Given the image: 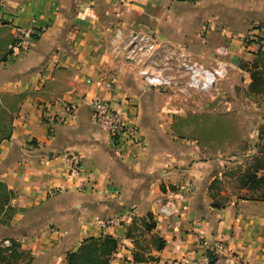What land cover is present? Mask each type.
Masks as SVG:
<instances>
[{
    "label": "crops",
    "instance_id": "crops-1",
    "mask_svg": "<svg viewBox=\"0 0 264 264\" xmlns=\"http://www.w3.org/2000/svg\"><path fill=\"white\" fill-rule=\"evenodd\" d=\"M17 28L40 34L12 59ZM118 29L152 33L207 66L225 48L228 77L218 88L226 98L184 102L148 89L127 63L112 58L109 40ZM262 41L264 0H0V94L13 109L0 145V181L8 192L0 240L10 239L16 264H66L86 240L104 237L116 241L107 264L194 260L214 241L236 264H264V199L247 186L239 189L246 195L231 190L227 163L209 159L207 147L188 134L191 124L203 130L204 117L218 123L220 108L229 113L239 89L255 108L244 117L264 122V86L252 94L250 72L238 65L256 61ZM101 77H115L111 91L95 85ZM95 94L124 119L136 115L142 145L93 125ZM226 122L234 123L231 115ZM70 153L82 159L78 176L67 174ZM169 191L183 195L178 213L157 216L155 200ZM113 217L120 223L107 225Z\"/></svg>",
    "mask_w": 264,
    "mask_h": 264
},
{
    "label": "built area",
    "instance_id": "built-area-1",
    "mask_svg": "<svg viewBox=\"0 0 264 264\" xmlns=\"http://www.w3.org/2000/svg\"><path fill=\"white\" fill-rule=\"evenodd\" d=\"M186 3H197L200 0H177ZM36 33L30 29L17 28L14 39L9 45V56L14 59L26 53L35 40ZM264 51V41L260 44ZM109 52L113 59L127 63L142 80L148 89L176 88L180 92H209L216 89L218 81L227 74V63L224 57L227 50L220 47L216 50L217 58L210 67H204L183 46L168 40L158 38L152 33L125 31L118 29L109 40ZM88 82H90L88 80ZM115 77H101L94 81L95 85L106 91H111ZM91 120L94 126L104 131L112 139L142 145V134L137 124L136 115L124 119L115 111L109 101L99 94L91 97ZM256 133V131L254 132ZM257 134V133H256ZM264 136V125L262 127ZM67 174L78 176L82 170L80 155L70 153L65 156ZM183 195L180 191H169L164 197L155 200V213L161 217H174L179 210ZM120 217L106 221L107 225L120 223ZM2 247L10 246V240L5 238ZM223 244L214 241L210 247L197 259L183 262L170 261L167 264H236L233 256L224 255Z\"/></svg>",
    "mask_w": 264,
    "mask_h": 264
},
{
    "label": "rangeland",
    "instance_id": "rangeland-1",
    "mask_svg": "<svg viewBox=\"0 0 264 264\" xmlns=\"http://www.w3.org/2000/svg\"><path fill=\"white\" fill-rule=\"evenodd\" d=\"M176 2H180L177 0H173ZM186 3V2H181ZM36 33L35 40L32 42V45L38 38L40 32L37 29H30ZM11 58V57H10ZM217 58V56L215 57ZM215 60V59H214ZM214 60L210 66L214 64ZM227 63V61L224 59ZM202 64L200 61H198ZM243 63L242 60L239 61L238 65ZM204 67H210L207 65L202 64ZM227 71H228V63H227ZM228 73L226 76L218 81L216 89L209 91V92H201V91H185L180 92L176 88L170 89H155L157 91H163L170 94L175 95L176 97H181L185 102L189 97L193 96L192 98L188 99L187 101L200 100L202 99V104H209L210 97L208 95H213L219 97V100H224L226 98V93L219 91L218 84L225 82L227 80ZM245 90L239 89L238 91L234 92L235 102L234 105L231 106L229 113L222 110H219V119L218 123H210L211 117H204L206 122L202 125L203 130L199 132L197 129H193L196 125L191 124L190 127L192 129L188 130V134L192 136L191 138H198L202 145H205L208 149V156L209 159L213 160L216 157H220L219 160L222 162H226L229 167L227 171V176L224 178V181L230 189L236 193L241 195H246L244 192L240 191L241 187V179L243 173L248 171V165H252V159L256 157H260L263 146H264V136L262 135V127L264 122L257 121L256 117H244L245 113L248 114L249 111H253L255 108L249 107L248 100L246 98ZM208 94V95H207ZM246 105V106H245ZM224 109V108H223ZM224 111V112H221ZM178 112V109L177 111ZM256 113L259 114L258 110ZM214 114V113H213ZM229 114L234 119V123H227L226 122V115ZM205 115V112H204ZM210 116V114H206ZM225 116V117H223ZM13 117V109L7 105V101L4 100L3 95L0 94V145L2 144L3 140L7 138L9 135L10 130V122L11 118ZM222 117V118H221ZM224 118V122L221 120ZM198 127V125H197ZM207 127V128H205ZM211 127H215L211 129ZM218 128V129H216ZM215 129V130H214ZM206 131V132H205ZM256 131V133H254ZM212 133V134H210ZM190 138V139H191ZM206 138V139H205ZM215 157V158H214ZM223 164V163H222ZM225 165V164H224ZM251 169V168H250ZM256 193V191H254ZM6 205L5 201L0 202V229L4 227L5 224L8 223L7 218L4 219V206ZM7 212H5L6 214ZM0 240V250L8 251L12 248V244L8 247H2ZM10 240V239H9ZM17 259L14 260L12 257L9 258V264H16Z\"/></svg>",
    "mask_w": 264,
    "mask_h": 264
},
{
    "label": "trees",
    "instance_id": "trees-1",
    "mask_svg": "<svg viewBox=\"0 0 264 264\" xmlns=\"http://www.w3.org/2000/svg\"><path fill=\"white\" fill-rule=\"evenodd\" d=\"M260 42V39L259 41ZM259 47L256 53V61L252 63H241L240 68L250 72L251 83L249 90L252 94L256 95L261 92L259 90L261 86H264V70L259 69L258 65L264 61H260L259 58H264V53L261 52ZM260 157L252 159V165H248V171L243 173L240 181L242 187H248V189L254 193L258 192L259 197L264 199V175H258L259 172H264V146ZM251 168V169H250ZM8 201V192L5 185L0 181V202ZM152 224H145L146 229H151ZM158 247L161 248L164 245L162 240H159ZM15 246V245H14ZM13 247V246H12ZM12 249V248H11ZM8 250H0V264H9V258L17 259L16 252ZM116 241L110 237H104L102 239H89L86 240L76 252L69 253L66 256V264H107L108 256L115 251Z\"/></svg>",
    "mask_w": 264,
    "mask_h": 264
}]
</instances>
